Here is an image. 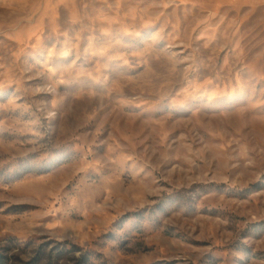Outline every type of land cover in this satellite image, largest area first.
<instances>
[{
	"label": "rangeland",
	"instance_id": "rangeland-1",
	"mask_svg": "<svg viewBox=\"0 0 264 264\" xmlns=\"http://www.w3.org/2000/svg\"><path fill=\"white\" fill-rule=\"evenodd\" d=\"M6 264H264V0H0Z\"/></svg>",
	"mask_w": 264,
	"mask_h": 264
},
{
	"label": "trees",
	"instance_id": "trees-1",
	"mask_svg": "<svg viewBox=\"0 0 264 264\" xmlns=\"http://www.w3.org/2000/svg\"><path fill=\"white\" fill-rule=\"evenodd\" d=\"M0 264H6V258L0 254Z\"/></svg>",
	"mask_w": 264,
	"mask_h": 264
}]
</instances>
